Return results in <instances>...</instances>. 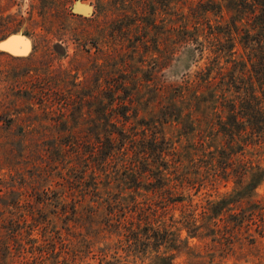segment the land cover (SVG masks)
<instances>
[{
	"label": "rangeland",
	"instance_id": "rangeland-1",
	"mask_svg": "<svg viewBox=\"0 0 264 264\" xmlns=\"http://www.w3.org/2000/svg\"><path fill=\"white\" fill-rule=\"evenodd\" d=\"M140 1L71 0L68 6L55 9L42 7L38 0H0V40L13 32L28 31L33 43L27 56L0 51V178L15 180V191L35 198L70 193L81 177V171L71 168L78 159L72 156L62 165L56 161L58 149L64 143L75 149L73 142L84 135L112 128L105 117L113 108V123L119 129L141 131L146 127L144 119L149 129L160 131L171 149H176V154L166 156L165 174L170 184L195 177V171L200 170V181L169 198L168 216L174 215L189 246L174 264H264V209L252 213L250 205L254 200L264 207V180L250 192L251 197L246 195L243 203L222 214L217 222L203 213L208 202L234 193L237 186L233 177L214 180L209 175V164L216 161L217 151L226 147V137L218 134L225 113L218 108L219 91L210 96L213 89L203 86L200 71L219 37L226 48L234 44L237 51L235 56L221 55L219 63L226 73L234 70L235 57L250 68L248 51L240 41L243 31L231 33L226 9L224 17L209 15L218 35L207 27L205 32H197L198 23L192 17L183 21L185 25L176 21L174 12L187 13L188 2L166 1L168 6L162 7L154 0ZM190 2L195 5L197 0ZM154 8L156 17L150 14ZM238 24L248 26L245 20ZM115 82L124 87L118 98L130 94L132 99L128 118H115L123 100L116 99L108 107L109 88ZM180 93L183 98L177 96ZM174 102L179 111H174ZM165 108L173 111L174 117L180 112V118L161 122ZM84 141L79 142L85 147ZM237 141L244 145L250 164L264 167V142L250 143L245 137ZM132 155L130 152L128 160L138 159ZM81 162L86 166V159ZM155 199L161 205L169 203L159 195ZM21 204L22 209L28 208L24 201ZM185 216L200 225L189 228L195 236L189 235ZM241 219L247 221L239 229L235 221Z\"/></svg>",
	"mask_w": 264,
	"mask_h": 264
},
{
	"label": "trees",
	"instance_id": "trees-1",
	"mask_svg": "<svg viewBox=\"0 0 264 264\" xmlns=\"http://www.w3.org/2000/svg\"><path fill=\"white\" fill-rule=\"evenodd\" d=\"M70 1L38 0L42 7L55 9L68 6ZM166 1L168 4H190L187 13L174 12L176 21L187 23L192 17L198 23L197 32H205L207 27L211 34L218 35L220 33L215 31L209 15L224 17L226 9L231 33L232 30L237 34L243 31L240 41L248 51L251 67L247 68L246 62L235 57L232 59L234 70L226 73L219 63L220 57L223 53L235 56L237 51L234 44L226 48L219 37L216 47L209 49L206 67L200 71L203 86L213 89L210 96L215 97L219 91L218 108L225 113V118L219 120L218 134L226 137V147L219 149L216 161L209 164V175L214 180L233 177L237 186L234 193L210 201L204 207V215H210L217 222L222 214L243 203L241 199L246 195L251 197L250 192L264 180V167L250 164L245 158L244 145L237 141L245 137L250 143L264 142V0H197L195 5L191 0H154L162 7L168 6ZM147 2L150 0L140 1ZM150 14L156 17V8ZM242 20L248 26L241 27L238 22ZM24 33L29 35L28 31ZM56 47L64 51L62 45ZM119 86L117 82L110 85L109 108L120 99L118 93L124 87L123 84ZM182 94L177 96L183 98ZM129 95L120 99L123 101L119 106L121 111L115 115L117 120L128 118L127 111L132 103ZM172 107L179 111L176 102ZM166 108L160 114L163 123L174 117L173 111ZM114 112L111 108V115L105 117L112 128L82 137L85 147L80 145L82 138H79L73 142L75 149L67 148L69 143L58 149L56 161L60 164L68 163L72 156L78 159L71 168L81 171V177L70 193H46L35 198L15 191V180L0 178V264H11L15 259L18 264H89L90 261L143 264L147 260L151 264H174L189 247L188 239L182 238L180 228L176 227L174 215L168 216L169 198L181 193L178 191L184 190L185 186L193 187L200 181V170L195 171V177H185L181 183L170 184L171 180L165 174L169 164L166 156L176 154V149H171L160 131L149 129L144 119L142 125L146 127L141 131L119 129L113 123ZM180 114L174 118L179 119ZM130 152L138 159L128 160ZM238 153L242 155L239 159ZM85 159L87 164L82 166L81 161ZM45 170L50 172L48 168ZM156 195L168 199L169 203L159 204ZM23 201L28 208H21ZM250 205L253 206L252 213H261L264 209L258 201L253 200ZM245 221L237 220L235 224L240 229ZM183 222L188 230L200 227L190 217L185 216ZM189 235L195 236V233L189 230Z\"/></svg>",
	"mask_w": 264,
	"mask_h": 264
},
{
	"label": "water",
	"instance_id": "water-1",
	"mask_svg": "<svg viewBox=\"0 0 264 264\" xmlns=\"http://www.w3.org/2000/svg\"><path fill=\"white\" fill-rule=\"evenodd\" d=\"M32 48V40L23 32H13L0 40V51L12 56H27Z\"/></svg>",
	"mask_w": 264,
	"mask_h": 264
}]
</instances>
